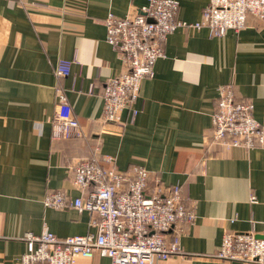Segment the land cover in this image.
Listing matches in <instances>:
<instances>
[{
    "label": "crops",
    "instance_id": "0c3cea01",
    "mask_svg": "<svg viewBox=\"0 0 264 264\" xmlns=\"http://www.w3.org/2000/svg\"><path fill=\"white\" fill-rule=\"evenodd\" d=\"M148 0H0V264H18L23 235L49 230L66 237L95 232L91 214L75 207L85 189L73 168L94 155L119 169L145 166L181 186L193 222H179L181 253L152 264H258L216 258L226 232L264 235V147L224 148L212 136L220 86L251 102L264 124V24L249 14L238 32L178 28L165 55L121 122L104 119L103 89L127 66L107 41L109 13L125 16ZM178 17L201 20L209 0H179ZM60 59L70 74L57 77ZM64 89L82 135L52 137L56 88ZM134 110L136 113L134 114ZM49 191L68 205L48 207ZM75 264H111L99 252Z\"/></svg>",
    "mask_w": 264,
    "mask_h": 264
},
{
    "label": "built area",
    "instance_id": "2783aa9c",
    "mask_svg": "<svg viewBox=\"0 0 264 264\" xmlns=\"http://www.w3.org/2000/svg\"><path fill=\"white\" fill-rule=\"evenodd\" d=\"M179 0H148L125 16L113 13L105 19L107 41L127 66L105 83L104 119L121 122L125 108L141 93L145 78L155 74V64L165 55L168 35L178 28L208 27L222 35L229 29L246 27L249 14L264 24V0H209L202 18L188 22L178 17ZM71 61L60 59L57 77L70 74ZM56 110L51 118L52 137L82 135L63 88L57 87ZM136 110H134V114ZM213 139L224 148L264 147V124L253 115L251 102H238L235 84L219 88L218 109L213 117ZM74 182L85 189L73 204L90 212L95 232L61 237L49 230L40 234L26 232L27 250L18 264H75L78 256L92 257L96 252L108 256L111 264H152L181 253L175 228L179 222H193L195 213L184 202L181 186L167 185L162 178L141 164L119 169L109 155L80 159L73 168ZM48 207L68 205L66 193L49 191ZM216 258L264 264V235L255 231L226 232Z\"/></svg>",
    "mask_w": 264,
    "mask_h": 264
}]
</instances>
